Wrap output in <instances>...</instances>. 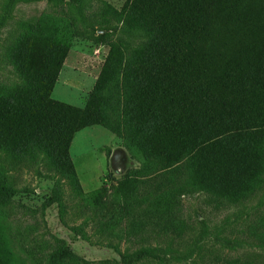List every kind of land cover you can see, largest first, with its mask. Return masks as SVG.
<instances>
[{
  "label": "rangeland",
  "instance_id": "obj_1",
  "mask_svg": "<svg viewBox=\"0 0 264 264\" xmlns=\"http://www.w3.org/2000/svg\"><path fill=\"white\" fill-rule=\"evenodd\" d=\"M211 1L0 0V264H48L63 245L74 258L62 264H120L108 243L161 257L134 264H264V134L235 135L247 146L222 161L230 179L182 158L223 118L264 119V92L239 99L235 87L264 72V56L247 65L231 35L236 1L252 11L239 28L264 47V0ZM180 50L184 86L217 97L219 117L199 112L160 140L152 123L170 114L175 132V107L156 85ZM49 78L66 110L36 126L25 108L42 106L33 97Z\"/></svg>",
  "mask_w": 264,
  "mask_h": 264
},
{
  "label": "trees",
  "instance_id": "obj_2",
  "mask_svg": "<svg viewBox=\"0 0 264 264\" xmlns=\"http://www.w3.org/2000/svg\"><path fill=\"white\" fill-rule=\"evenodd\" d=\"M223 1V0H222ZM212 3L217 2V0L211 1ZM231 6L236 7L238 16H235L234 19L238 21L239 24L242 23L243 14L250 15L252 11L243 9L244 11H241V7L238 6L236 1L231 2ZM178 25V17H171V20ZM185 21V20H184ZM239 24L234 27L233 34H231L235 40L236 43H240L242 48L246 51L245 55V62L247 65H250L251 60L249 57L251 56L254 60L258 57L259 54H262L264 56V47H260L259 49H255L254 43L251 42L252 38L248 37L244 33V29L239 28ZM229 29L231 31V25L229 24ZM246 28H249V26H246ZM246 32V31H245ZM227 37V36H226ZM219 42V37L216 36L214 45ZM211 44V40L208 45ZM255 49V50H253ZM262 51V52H261ZM185 53H183L182 50L178 51L176 54V57L171 59V62L167 61L169 65H172L173 67L167 71L162 72L160 71V80L157 83L156 91L158 93L162 92V99H166L168 102L172 103L175 107V112L173 114V125L175 132L172 131V126H170V114H167L164 118L167 119V121L161 120L160 118L155 119V121L152 123L151 126V133L155 134L158 138L164 137L165 135H173L178 133L179 135H184L187 130H183V128L188 125L192 121V119L197 116L196 114L199 112L205 111V116L208 117L209 123H215L218 119V112L217 109L220 107L219 105V99L215 97H211L209 95H203V96H195L194 88L195 86L193 83H189L188 85L184 84L186 83V71L188 69V62H186V58H184ZM242 57V58H243ZM250 60V62H249ZM249 63V64H248ZM164 66L167 65L166 61L162 63ZM158 77V76H157ZM163 77V78H162ZM162 78V79H161ZM50 81V87H48L45 91L40 93L38 96L36 94L34 95L40 105L42 106H31L25 108V111H28L31 113V118L33 119V123L37 126L45 113H50L52 116H61V111L66 110L64 106L58 102H56L52 98V78H49ZM195 84L199 86L205 85V83L197 81ZM237 90H240V97L239 99H243L244 97H247L250 94V91L253 89H259L261 92H264V72L261 75H254L252 72L243 74L240 83L235 86ZM235 87L232 89L231 92L225 93V99L230 102L231 98L234 97V95L237 93ZM161 91V92H160ZM31 102V101H29ZM224 103V102H223ZM243 112L245 111H252V106H246L245 104L242 106ZM153 111V114L149 111ZM45 111V112H43ZM148 112L156 117L155 115L158 114V107L155 108V105L151 104L148 105ZM156 112V113H155ZM242 112V113H243ZM149 114V115H150ZM240 115V114H239ZM242 116V115H241ZM22 120V119H21ZM171 120V121H172ZM251 122H260V125L250 127ZM222 125H225L226 127L220 132V134L212 137V138H203L201 141L197 142L196 146L185 156L184 160L187 159V162H190V160H193L194 157L201 163L202 165H210L211 167H214L216 172L217 178H224L225 176L227 178H231L229 174L225 173V171L221 168V163L224 159L230 156H234L240 151L244 150L246 148L245 143L235 144L234 143V137L237 135V133H243L244 135L250 134V135H257V134H264V119H254V121L251 120H243V121H234V119L230 116H228L226 119L221 120ZM240 127L238 129L237 126ZM219 128V127H218ZM210 132V131H209ZM213 134V133H210ZM164 135V136H163ZM249 136V135H248ZM264 144V142H262ZM194 151L193 153H191ZM254 152L251 153V159L253 161L256 160L253 155ZM264 160H261V167L260 171L263 169V162ZM260 162V159L257 161V164ZM259 175H261L259 173ZM193 187L196 186V183H192ZM217 195L221 197L229 198L227 194H221L217 191H214ZM98 201V200H97ZM107 229H103V231H106ZM108 248H113L117 253H119L121 260H119L120 264H134V263H142L144 261H149V259H161V257L155 256L153 254V251H157L156 248L151 247H145L138 249L132 253H122L119 249V247L112 245L111 243L107 244ZM74 258L73 251L71 250V247L69 245H63L61 248L55 250L50 254L48 257V264H62L65 262H72ZM86 264V263H85Z\"/></svg>",
  "mask_w": 264,
  "mask_h": 264
}]
</instances>
